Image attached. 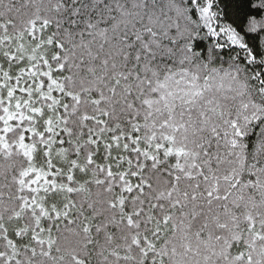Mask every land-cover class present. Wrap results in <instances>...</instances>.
<instances>
[{
  "label": "snow or ice",
  "instance_id": "snow-or-ice-1",
  "mask_svg": "<svg viewBox=\"0 0 264 264\" xmlns=\"http://www.w3.org/2000/svg\"><path fill=\"white\" fill-rule=\"evenodd\" d=\"M0 264H264V0H0Z\"/></svg>",
  "mask_w": 264,
  "mask_h": 264
}]
</instances>
